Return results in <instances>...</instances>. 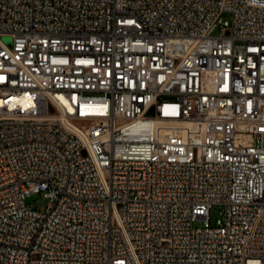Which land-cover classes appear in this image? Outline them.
Segmentation results:
<instances>
[{
    "label": "built area",
    "instance_id": "1",
    "mask_svg": "<svg viewBox=\"0 0 264 264\" xmlns=\"http://www.w3.org/2000/svg\"><path fill=\"white\" fill-rule=\"evenodd\" d=\"M0 264H264V0H0Z\"/></svg>",
    "mask_w": 264,
    "mask_h": 264
},
{
    "label": "rangeland",
    "instance_id": "2",
    "mask_svg": "<svg viewBox=\"0 0 264 264\" xmlns=\"http://www.w3.org/2000/svg\"><path fill=\"white\" fill-rule=\"evenodd\" d=\"M83 153L86 155V149L83 150ZM28 203L33 205L36 208L43 209L47 206L48 200L42 195H33L28 199ZM218 217L217 209H214L211 214V218L214 221Z\"/></svg>",
    "mask_w": 264,
    "mask_h": 264
},
{
    "label": "bare ground",
    "instance_id": "3",
    "mask_svg": "<svg viewBox=\"0 0 264 264\" xmlns=\"http://www.w3.org/2000/svg\"><path fill=\"white\" fill-rule=\"evenodd\" d=\"M39 43V36L37 30H27L26 33V45L27 46H37ZM23 103L26 105L27 101L24 99Z\"/></svg>",
    "mask_w": 264,
    "mask_h": 264
}]
</instances>
